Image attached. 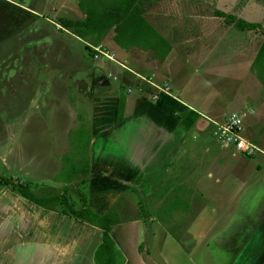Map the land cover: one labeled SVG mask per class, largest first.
Instances as JSON below:
<instances>
[{"label":"rangeland","instance_id":"1","mask_svg":"<svg viewBox=\"0 0 264 264\" xmlns=\"http://www.w3.org/2000/svg\"><path fill=\"white\" fill-rule=\"evenodd\" d=\"M76 1L0 0V264H50L51 259H54L50 253L47 254L49 249L46 248L41 249L42 253L45 252L42 256H33V251H27L25 247L19 250L21 241L15 229L22 232L21 224L6 218L5 212L8 208L10 214L14 212L11 208L23 199L12 192L5 182L10 185L27 183L33 194L39 197L65 193L75 207L82 205L81 198L86 202L89 197L91 200L93 197L100 200L108 196L106 199L109 202L118 198L116 204L121 223L113 227L110 238L117 255L121 256V264L122 259L124 264H264V248L263 251L260 250L262 246L258 243L264 232V155L261 158L257 157L259 154L254 158H232L228 152L219 149L217 140L212 137L213 145L226 159V170L232 172L233 181L227 183L225 189L220 178L214 175L210 179L207 194L203 193L197 200L191 192L194 186L191 181L195 180L191 173L182 177L183 182L186 181L183 188L177 184V176L163 177L160 166L152 169L149 176H139L134 182L116 176L103 181L101 184L104 186L109 185V181L113 179L128 186L129 190L120 192L121 194L115 191V195L112 192L109 195L107 191L103 193L108 187H102L100 183H94L99 190L93 193L95 187L90 182L82 183L77 180L68 184L56 180L64 166L62 158L71 155L77 147V143H70L78 142V137L73 133L77 130L80 132L83 128L79 121H84L85 112L79 108L82 107L80 100L83 104L88 103L85 86L77 93L59 75L65 71H71L74 75L90 74L92 71L94 76L96 72L101 76V69L111 75L118 74L117 71H112L110 63L93 60L85 43L72 38V30L58 28L59 18H74L72 13L58 7L77 9V6L79 9ZM151 1L154 7L173 13H170L165 25H176L169 29L161 23L164 26L162 33L164 36L168 35L174 44L176 53L172 60L175 63L180 65L181 59L187 57V63L183 67L177 64L173 67L174 73L182 76L192 72V53L197 51L193 41L198 39L194 38L196 34L192 29L198 26L197 23L202 28L200 38L219 43L216 50H212L211 58L220 54L226 59L225 65L217 66V69H225L220 74L225 78L223 87L220 89L219 83L201 96L208 97L206 99L214 102L217 109H221V121L231 114H245L246 111L248 118L255 114L264 115L257 108V103H264V86L257 76V68H251V62L264 40V0ZM156 17L158 19L155 20L160 19V16ZM180 21L183 24L188 22L185 31H182ZM205 22L208 24L204 25ZM185 41H188V49L183 52L186 57L177 56L182 54ZM231 51L233 53L229 55ZM131 67L134 68L133 71L138 70V73L142 69L139 65ZM159 72L160 69L150 77L157 83L171 85V81L161 79ZM23 73L30 76L24 85L18 80V74ZM140 73L145 74L141 76L148 77L150 72L146 70ZM53 77L54 81L51 80ZM38 78H41L42 85L37 96L33 93V88ZM50 82L56 88L55 106L52 105L53 102H49L52 99L48 88ZM72 82L74 84L77 80ZM110 84L112 87L116 86L111 79ZM173 88L177 90L176 87ZM68 100L75 108L76 115L67 113L65 102ZM35 102L40 104L39 111L33 110ZM86 115L89 114H85V118ZM258 145L264 152V145ZM184 170H188V167ZM195 171L197 175L198 170ZM200 171L202 172L201 168ZM100 179L101 177H97L95 180ZM180 183L183 184L182 181ZM188 189L190 190L187 191ZM163 197L165 199L161 200ZM139 199L145 204L149 217L141 215L137 204ZM207 201H231L232 204L226 208L222 204V207L217 206L216 214L211 213L210 216L204 213L200 222L195 225V240L192 238L189 241L188 224L191 223L193 214L198 213L199 208ZM192 202H197L195 207L185 209L184 205ZM162 206L169 207V213L163 217L164 223L157 221V216L155 217L157 209ZM15 210L20 213L13 217L20 220L25 211L19 208ZM29 211L34 215V208ZM27 214L29 212L24 216ZM82 230L80 228L76 231L77 234L74 232L71 236L72 264H79L76 248H81L84 257L86 256L83 264H94L92 253L97 246L94 239L96 233H92L90 229ZM86 238L92 240L87 241ZM31 247L35 248L33 245ZM192 252L194 257H190ZM59 258L57 256L56 260L60 261Z\"/></svg>","mask_w":264,"mask_h":264},{"label":"crops","instance_id":"2","mask_svg":"<svg viewBox=\"0 0 264 264\" xmlns=\"http://www.w3.org/2000/svg\"><path fill=\"white\" fill-rule=\"evenodd\" d=\"M137 5L139 9L142 10L143 16L148 23L161 34L164 29L161 23L165 25L167 18L171 16L170 13H173L167 9L154 7L151 0H138ZM76 8L77 9L59 6L58 9H64V11L74 15V18L71 19L58 17L59 20H82L84 15L77 6ZM156 16H160V19L155 20L158 19ZM197 18L200 19L199 15H197ZM183 21H180L181 23L179 25L182 26V31H185L188 22L183 24ZM59 24L58 28L60 30H63V28L72 30L70 34L72 38L84 42L88 49L90 45H95L93 43L95 37L88 36L86 39H82L73 32L71 27H65ZM206 24L208 23L205 22L204 25ZM174 25L176 24L165 26L171 29ZM197 25L198 26L192 29L196 34L194 38L198 39L193 41V46L197 51L196 53H192L193 67L190 74L184 73L181 76L180 73L176 74V72L174 73L173 71V67L176 64L183 67V65L187 63V57L183 52L188 49V41L184 42L182 54L177 55L186 57L181 59L179 65V63H175V61L172 60V56H175L176 53L172 40L168 35L164 36L162 33L161 35L171 46L170 52L162 61L154 58L152 51H142L137 47H132L129 51L124 52L114 45L111 40L109 41L110 37L108 36V38L106 37L104 39L106 42L103 40L104 42L101 44L114 54L116 60L119 62V65H117L106 61L112 65V71H117L118 74L111 75L107 73L105 69H101V76H99L98 72H96L97 74L94 76L92 71L90 74L83 73L82 75H74L71 71H65L59 75V77L71 84V89H74L75 92L80 93L84 86L88 91L86 93L88 103L83 104L80 100V106L82 107L79 108L83 109L85 114L89 115H86L85 118L84 114V121L80 120L79 123L84 126L90 134V143L88 147V161L90 165L89 182L95 187L93 193L99 190L97 187L98 185L94 183L101 184L103 181H108L109 178L115 176L124 178L129 182H134L139 176L145 174L149 176V172L159 166L163 177L169 178V176H177V184L179 186L182 185L183 188L186 181L183 182L184 179H182V177L184 178L186 173H191L195 179L191 181L192 185H194L191 188V192L195 194L193 197L195 200L207 194L206 192L210 189L208 186L211 183L210 179H212L214 175L220 178L222 187L225 189L226 184L233 181L232 172L226 170V159L222 156V152L216 149L211 141L213 137V127L210 121L220 122L222 120V118L219 117L221 109H217L214 102L206 99L208 97L204 95L201 96L202 94H206L208 90L216 87L219 83V88L222 89L223 79L225 78L220 74L225 71V69H217V66L225 65L226 59L220 54L211 58V56H213L212 50L215 51L219 43L213 39V41H211L210 38V41L200 38L201 34H199V32L201 33L202 28L199 27V23H197ZM224 44L226 43L224 42ZM243 46L244 45H241V47ZM232 53L231 51L229 55ZM210 58L211 60L206 62ZM175 60L177 59L175 58ZM135 65H139L142 68L139 70V73L140 71H149L150 73H147L148 77L160 69L159 76L161 79H163V81L169 80L172 82L171 85H169L176 99L162 96L151 101L146 91L148 87L139 90V86L142 88L146 85L140 83L137 75L145 74H139L138 70L133 71L134 68L131 66ZM183 72H185V70ZM190 75H192V78ZM8 76L12 77L11 75ZM18 76L20 77L18 80H20L23 85L28 82L30 77L28 74L25 75L24 73L18 74ZM110 79L112 82H115L116 86L112 87ZM51 80L54 81L55 77ZM74 80H77V82L73 84L72 81ZM37 81V84H35L33 88V93L38 96L40 93V86L42 85L41 78H38ZM116 82H118V84H116ZM54 85L52 82L48 85V88L51 90L49 94L52 95V99H50L49 102H53V106L56 105V88ZM262 85L264 86V84ZM173 86L176 87L177 90H175ZM32 107L34 111H39L40 104L35 102ZM257 108L264 114L263 102L257 103ZM65 109L68 114H75V108L71 106L69 100L65 102ZM68 134H70V131ZM244 136L253 141L256 145H264V115L255 114V116L250 118L247 117L244 124ZM262 156L263 155L260 154L257 155L259 158ZM160 162L161 164L159 165ZM185 167H188V170H184ZM174 169H176V171H174ZM196 169L198 170L197 175L194 173ZM97 177H101V179L98 181L95 180ZM206 180L209 182H206ZM181 181L183 184L180 183ZM101 185L102 187H108L103 193L107 191L109 195H111V192L115 195V191L121 194L120 192L123 193L125 188L128 187L122 184V182L114 179L109 181V185L107 186H104V184ZM161 186L162 191H164V183H162ZM189 190L190 189L187 191ZM99 194L93 195L97 196ZM90 196L92 197V195ZM106 198H108V196L100 200L94 199L93 197V200H91L89 197L87 203L96 212L103 213L109 207L113 205L117 206L116 202L119 200L118 198H113L111 202H109ZM92 202H94V205ZM195 203L197 202L187 203V209H193ZM215 203L216 202L207 201L201 206L202 209L201 207L199 208L201 211L199 210L198 213L195 212L193 214L191 223H189L192 227L188 224L187 228V232L190 235L189 241H191L192 238L195 240L196 235L194 234V228L195 225L200 222L201 216L204 213L210 216L211 213L216 214L217 206L222 207L223 205V208H226L229 204H232L231 201L216 203V205ZM15 208H19L21 211H25V213L29 212V215L27 214L24 216L25 213H22L21 219L16 220L13 216H17L20 212H16ZM30 208H34V215L29 211ZM13 209L14 212L10 214L8 208L5 212L7 215L5 216L6 218L14 219L19 225L21 224L20 230L22 229V232L17 228L15 229L18 231L21 241L18 246L20 251L22 247H25L27 251H33V256H42L45 252L42 253L41 249L46 248L49 249L47 254L50 253L49 255L54 258L51 259L50 264H72L71 248H73V246L71 247V236L80 228H83L82 231L90 229L93 231L92 233H96L94 239H96L97 246L92 253L93 262L96 264L94 254L101 243L102 232L100 230L79 222V220L62 215L55 209L42 208L23 200L15 204L11 210ZM118 213L119 207L117 214ZM150 221H152V219H150ZM120 223L119 221L118 225ZM199 238L198 236V239ZM86 239L87 241L92 240V238ZM58 241H60L59 244ZM258 243L260 247L262 246L260 250L263 251L264 232L259 238ZM31 245L35 248L31 247ZM76 250L79 264H83L82 262L86 256L84 257L81 248H76ZM113 251L116 264H121V256L117 255L118 252L116 253L115 247ZM193 251H195V249H193ZM57 256H60L59 260L61 263L56 260ZM192 256L194 257L193 252L190 257ZM62 257H64V260ZM122 261L124 264L123 259Z\"/></svg>","mask_w":264,"mask_h":264},{"label":"trees","instance_id":"3","mask_svg":"<svg viewBox=\"0 0 264 264\" xmlns=\"http://www.w3.org/2000/svg\"><path fill=\"white\" fill-rule=\"evenodd\" d=\"M137 2L138 0H77L79 9L84 15L83 19L78 21L60 19L59 22L62 26L71 27L73 32L82 39H86L88 36L95 37L94 44L106 42L104 39L109 36V41L111 40L114 45L124 52L129 51L132 47H137L142 51H152L154 58L164 60L170 52L171 46L148 23ZM241 29L240 27L239 30ZM251 68H257L256 73L259 81L264 84V40L251 62ZM150 90L148 87L147 93ZM82 127V131L77 132V130L73 133L78 137V142L72 141L70 143L72 145L77 143L75 144L77 147L71 155L68 154L62 158L64 166L56 177L57 181L68 184L77 180L82 183L89 182L90 165L86 157L88 155L90 134L84 126ZM5 184L9 185L12 192L28 203L31 202L46 209H55L62 215L100 230L102 238L94 254L95 262L96 264H116L114 246L110 238V232L120 221L116 205L100 213L93 210L84 198H81L82 205L75 207L65 193L39 197L33 194L27 183L10 185L5 182ZM125 190H129L128 187ZM130 190L135 192L133 189ZM164 199L163 197L161 200ZM137 204L141 215L149 217L148 211L145 210V204L140 199ZM184 207L187 209L186 205ZM160 208L162 209L159 211ZM168 208L162 206L157 209L155 215L157 221L165 222L163 217L169 213ZM175 240L180 243L177 238Z\"/></svg>","mask_w":264,"mask_h":264},{"label":"built area","instance_id":"4","mask_svg":"<svg viewBox=\"0 0 264 264\" xmlns=\"http://www.w3.org/2000/svg\"><path fill=\"white\" fill-rule=\"evenodd\" d=\"M89 52L93 60H104L119 65L114 54H112L103 44H95L89 46ZM121 66V65H120ZM123 67V66H122ZM140 83L149 87L148 92L151 100L165 96L176 99L169 83H157L152 77H143L137 75ZM247 111L245 114H231L230 117L221 122L210 121L213 127L212 136L217 140L219 149L228 152L232 158L238 156L254 157L257 154L264 155V152L250 139L244 136V124L247 119Z\"/></svg>","mask_w":264,"mask_h":264}]
</instances>
